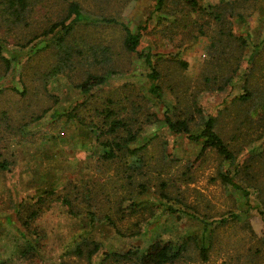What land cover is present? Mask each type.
I'll return each mask as SVG.
<instances>
[{"label": "rangeland", "instance_id": "obj_1", "mask_svg": "<svg viewBox=\"0 0 264 264\" xmlns=\"http://www.w3.org/2000/svg\"><path fill=\"white\" fill-rule=\"evenodd\" d=\"M70 1L22 0L23 8L16 0H0V159L6 162L0 167V264H98L104 251L127 250L128 256L104 264H140L132 252L155 238L183 249L166 264H264V125H250L264 124V0H198L195 8L166 0L160 10L155 0H74L92 21L75 25L64 41L59 27L41 34L50 21L70 20ZM102 17L133 30L146 24L139 47L153 54L161 96L148 91L149 68L125 48L122 26L104 24ZM238 34L246 37L243 45ZM59 41L77 51L63 59ZM221 43L228 52H219ZM232 45L241 46L240 52L229 51ZM105 68L120 73L82 95L77 83ZM212 72L217 82L204 79ZM246 74L252 96L218 114L242 92ZM112 98L119 107L131 108L132 101L135 110L145 107L157 116L131 123L138 128L131 145L147 143L143 157L150 169L135 179L145 183L142 190L126 182L117 159L102 163L107 147L87 121L91 113L99 120L97 109ZM85 99V109L78 110ZM166 107L191 117L194 132L208 114L220 116L217 126L236 153L235 163L228 165L212 150L196 159L201 141L170 130L163 122ZM233 110L246 122L233 120ZM227 166L248 188V202L218 175ZM162 180L173 185L169 197L160 195ZM106 216L124 230L116 232ZM27 242L38 250L22 256ZM93 242L99 247L90 252Z\"/></svg>", "mask_w": 264, "mask_h": 264}, {"label": "trees", "instance_id": "obj_2", "mask_svg": "<svg viewBox=\"0 0 264 264\" xmlns=\"http://www.w3.org/2000/svg\"><path fill=\"white\" fill-rule=\"evenodd\" d=\"M23 6L22 0H16ZM183 4H187L193 8L197 7L199 4L198 0H180ZM13 2V1H12ZM166 0H155L154 7L158 10H160ZM14 5L13 3H11ZM23 8H25L23 6ZM18 11H22V9H17ZM25 11H28L25 10ZM70 16V20L68 22H65V19L56 20V21H50L48 23V26L43 28L41 34L49 33L59 27V29L62 30L64 33L61 36V40L64 41V36L67 35L75 25H78L81 22H91L92 18L90 15L86 12H84L78 2L72 0L69 2L68 5V13L65 18H68ZM103 23H119L123 30H124V38H123V44L127 50L135 52L139 57H141L146 65L149 68V71L145 73V80L147 82V88L148 91L156 96H161V86L158 83V77H159V71L156 67V64L153 61V54L150 50H145L142 47H139L140 45V39H141V30L146 27V24H139L136 28V30L131 29L128 25L119 22L113 17H102ZM236 39L239 40V44L243 45L244 42H246V37L242 34H238L236 36ZM62 41H59L57 44L59 46V50H61L62 58H70V56L73 54V52L77 51L75 47H69L62 45ZM215 44L211 43V47H214ZM3 46L0 44V52L2 50ZM217 48V46H216ZM226 45H223L221 43V48L219 52L221 54H224L228 52V50H225ZM241 46L235 47V45H232L229 48V51L234 50L235 53L240 52L239 49H241ZM259 52V51H258ZM216 53L213 52V55ZM1 58L4 61L5 67H9L10 60L9 58L5 57L4 55H1ZM238 59H241V57H235ZM59 70V69H58ZM259 70H262V67L259 68ZM119 70L116 68H105L102 71L99 72H88L82 80H80L77 83V87L80 89L82 95H86L88 93H91V91L96 88L98 85H101L104 83L108 78L114 77L115 75L119 74ZM217 75L216 72H212L211 74H205L204 79L215 81ZM221 80L224 79V77L221 75ZM244 85L242 86V92L239 93L237 96H234L229 103L225 104L223 106V110H219L217 113L223 114L226 112V110L231 111L233 104L235 103H243L244 101L248 100L252 94V88L250 84V78L246 74ZM217 88H220V84L217 83ZM260 90V89H258ZM264 96V91H263ZM87 100H83L82 102L77 103L78 110L85 109ZM129 104L132 105L131 108H128L123 106L119 107L118 103L115 102V100L107 99L104 102V105L100 107V109H97V114L102 117V121L98 123L99 120L94 121L93 113L90 115V119L87 120L90 126L97 129V140L100 144L107 147V150L103 152V159L102 163H112L115 161V159L118 160V162L121 163V165H118L117 168H121L124 177L126 178V182L130 185L137 184L141 190L146 186L144 182L141 181H135L136 176L141 177L142 179L145 178V173L149 171L150 166L146 160V158L143 157V151L147 146V143L138 145V146H132L130 142L134 141L136 139L137 129H133V126L131 125L132 122H135L136 120H140L138 117L141 115L145 116V120H150L152 117L156 118V114L154 112H149L145 107L142 109H134L133 108V102L129 101ZM76 108L73 107V110L71 111L73 115H75ZM123 113H122V111ZM170 109L166 107L164 113H163V122L165 125L175 133H183L185 137L192 140H200L201 141V147L199 150V153L197 154L196 159H199L201 155L206 152V150H212L216 153H218L223 161H226L229 164H234L236 159V153L233 150V148L229 145V142H227L220 131V128L217 126V123L219 125L220 123V116L208 114L206 118L203 121V125L198 131H192L191 127L189 126V121L191 117H180L176 116L175 114L169 112ZM234 111V110H233ZM70 113V112H69ZM68 113V114H69ZM235 117L233 120H239L240 123L246 122L242 118V115L238 112H235ZM56 114H60L57 112ZM81 115L78 114V117ZM84 118V115H83ZM230 120V119H229ZM251 126L259 128L262 125H264L261 121H259L257 124L253 123ZM264 132V129L262 133ZM133 157L135 159H133ZM136 161V163H135ZM125 165V166H124ZM6 166V162L3 159H0V167L4 168ZM218 175L222 179V181L230 184L234 188H237L241 191V193L245 196V200L249 201V190L246 186H243L241 183H239L237 180L234 179V176L231 174V169L229 166L227 168H221L220 171H218ZM135 177V178H134ZM172 184H170L166 180H162L160 182V195L162 197H169L171 195V191L169 190L170 187L172 188ZM169 190V193L168 191ZM74 192H76V188H74ZM48 192H45L44 195H46ZM56 193V191H55ZM68 195H71V190L67 192ZM97 194V193H95ZM44 195H39V205L38 209H40V204L44 200ZM71 200V198H70ZM72 202V201H71ZM90 203V201H88ZM134 202H130L129 205H133ZM122 203H119L117 206V209L122 212L126 213L125 208L121 206ZM69 210L72 211V207L69 208ZM167 210L169 212H174L175 216H179L178 213H176V209L172 206H167ZM79 212V211H78ZM86 214H89L91 217L94 216L96 213L92 210L90 206L85 207ZM262 213L263 210H260ZM35 212H31L29 214L30 217L33 216ZM264 213V212H263ZM262 213V214H263ZM107 220H109V223L113 226L116 232L120 233L122 229L117 221L111 216H106ZM10 222H12L9 219ZM264 221V216H263ZM25 223L27 224L26 227L30 226L29 220H26ZM15 228L20 232V228L18 226H15ZM30 228V227H29ZM134 233V231L130 230L129 234ZM93 247L90 250V252H94L99 246L98 243L93 242ZM37 247L31 243L27 242V244L22 245L21 249L19 251V254L24 256L25 254L29 252H35ZM76 252L83 253V250L80 247H76ZM182 248L179 247L175 249L171 243V241H162L161 239L155 238L153 241L148 243L147 246L144 247L142 251L139 253L134 251L132 252L138 259L140 264H166L169 261H172L182 254ZM131 252V250H127L123 253H119L117 251H104L101 260L98 262V264H104L106 263L107 259L117 257H126ZM201 254L202 257H206V248L201 247Z\"/></svg>", "mask_w": 264, "mask_h": 264}]
</instances>
